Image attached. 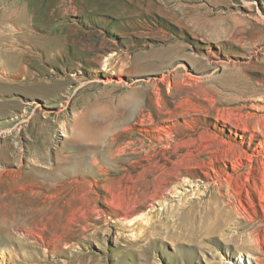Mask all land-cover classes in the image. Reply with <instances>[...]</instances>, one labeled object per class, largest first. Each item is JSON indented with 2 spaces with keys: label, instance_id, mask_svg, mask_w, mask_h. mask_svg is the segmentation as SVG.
<instances>
[{
  "label": "rangeland",
  "instance_id": "obj_1",
  "mask_svg": "<svg viewBox=\"0 0 264 264\" xmlns=\"http://www.w3.org/2000/svg\"><path fill=\"white\" fill-rule=\"evenodd\" d=\"M70 144L85 203L59 240L18 184ZM0 264H264V0H0Z\"/></svg>",
  "mask_w": 264,
  "mask_h": 264
},
{
  "label": "bare ground",
  "instance_id": "obj_2",
  "mask_svg": "<svg viewBox=\"0 0 264 264\" xmlns=\"http://www.w3.org/2000/svg\"><path fill=\"white\" fill-rule=\"evenodd\" d=\"M4 65L6 67V70L9 69L7 64H4ZM190 110L191 109L187 108L186 112L189 113ZM37 118H38L37 115L33 114L32 117H31L32 123L35 122V120ZM257 125H256V127H257ZM258 126H259L257 128L258 131L256 130V132H260L259 134H262L263 132H262L261 126L260 125H258ZM55 138H56V136L52 137V139H55ZM189 140L191 141V139H189ZM71 142L74 143L75 141L73 140ZM192 142H193V140H192ZM103 143H105V142H103ZM181 143H183V142H181ZM44 144L46 145L47 142H44ZM183 145H185V144L183 143ZM190 145H192V144H190ZM100 146H102V145L100 144ZM66 147H67V150L65 152H63V153H58V152L55 153L54 158L50 157V155L47 153V151L44 149V147H41V148L39 147L38 149H35V151L30 154V162H28L25 166L21 167V168H23L24 173H23L21 179H19L21 182L19 184L17 183L18 187H22L23 189L26 187L27 189H29L30 192L29 191L25 192L24 197L28 198L31 201V202L28 201L29 205H31L32 207H35L32 210L29 207V209L31 210L30 212H32L36 216V218L40 219V221L42 222L41 226L40 225H36V227H34L33 229L31 227V231L33 232L34 230H41L42 232H51L52 235H54V237H56L59 240L61 238H63V237H66V235H68V233H69L68 230H69L71 221L67 219V215H69V213H70V214H72L71 216H73V218H75V216L76 217L77 216L78 217L82 216V215H80V211L82 210L81 208L83 206V203H85L84 196H81L82 193L80 194L81 191L79 192L78 188L74 187V183L76 181H72V179L74 180V178L75 179L76 178H84L85 174L88 173V169L86 170V166H85V161L84 160L86 158L85 153H87L89 151H87L85 153H81L75 148V147H77V145L74 147V146H72L70 144L69 146L67 145ZM98 147L99 146H97L96 148H98ZM110 147H112V145ZM135 147H136L135 143L129 144V148L128 149H131L132 152L130 151V153L118 154V155H114V154L113 155H109V156L105 155L106 156L105 160L108 161V162H111L112 164H116L117 167H119L118 170L116 169L118 172H122V173L131 172L135 168L134 164L136 162L140 163L142 161V158H143L142 157V153L140 151L139 152L135 151ZM195 147H196V145H195ZM83 148H85V147H83ZM199 148H201V147L199 146ZM207 148H208V146L205 149H207ZM110 151H112V150H110ZM92 152H94V151H92ZM21 154H22L21 151H18L12 157V160L15 161V162H17L19 160L22 161L24 159V156L21 155ZM116 154H117V152H116ZM196 155L198 156V154H196ZM202 155H203V153H202ZM7 156L3 157L2 154H1V157H3V160L5 159V161L8 160L9 157H10V156L9 157H7ZM92 157H94V156H92ZM179 158H181V157H179ZM184 158H188L189 160L190 159H194L193 151L188 149L187 153L182 155V159H184ZM49 161H53V164H51L50 167L46 166V164H48ZM157 161H158V159H157ZM116 165H115V167H116ZM92 166H93V164H92ZM96 168H97V165H96ZM191 168L192 167L183 169V174L185 176H187V175L189 176V174L192 173V169ZM175 170H177L178 172L182 171L180 168H176ZM117 171H115V172H117ZM175 174L178 175L179 173L176 172ZM123 176H125V175H123ZM166 176H167L166 180L165 179H164L165 181L161 180V182L163 181L164 182V186L168 187L170 184H172V182H173L172 180L175 178V175L171 174V176H169V175H166ZM23 177H24L25 180L23 179ZM41 180H44V181H47V182H44V181H41ZM177 180H179V179H177ZM187 180H189V179H187ZM190 182H188V183L190 184ZM177 184H179V183H177ZM179 185H181V184H179ZM129 187H127V188H129ZM175 189H176V187H172L170 189V193H174ZM34 190H37V191H34ZM163 190H166V189L162 188V190H160V191H163ZM10 192H12V191H10ZM44 192L45 193L46 192L47 193L52 192V193H50L48 195H45ZM206 192H207V190H206ZM197 193L198 192H196V194ZM154 196H152V197H154ZM200 196L201 195L199 194V196L197 195L196 198L199 200ZM24 197H22V198H24ZM205 197H208V196L206 195V196H204V198ZM19 198H21V197H19ZM92 199H95L94 196H93ZM197 203H198V201H195V200L193 201L192 198L183 201V205L184 206H186V205L195 206ZM52 209H54V210L51 212L50 210H52ZM24 222H26V220H24ZM10 224H12V223H10ZM7 228H9V227H7ZM66 247H68V246L66 245ZM79 260H80V258H79Z\"/></svg>",
  "mask_w": 264,
  "mask_h": 264
}]
</instances>
